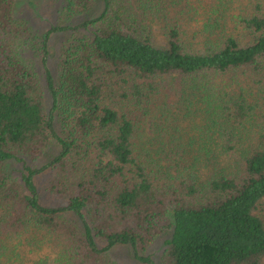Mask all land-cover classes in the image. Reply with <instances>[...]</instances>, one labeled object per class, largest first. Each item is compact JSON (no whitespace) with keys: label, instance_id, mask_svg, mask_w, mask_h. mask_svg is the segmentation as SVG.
I'll return each mask as SVG.
<instances>
[{"label":"trees","instance_id":"1","mask_svg":"<svg viewBox=\"0 0 264 264\" xmlns=\"http://www.w3.org/2000/svg\"><path fill=\"white\" fill-rule=\"evenodd\" d=\"M15 5L0 0V264H119L120 247L264 264V0H63L42 36ZM44 173L64 204L43 203Z\"/></svg>","mask_w":264,"mask_h":264},{"label":"rangeland","instance_id":"2","mask_svg":"<svg viewBox=\"0 0 264 264\" xmlns=\"http://www.w3.org/2000/svg\"><path fill=\"white\" fill-rule=\"evenodd\" d=\"M15 3V13L17 17L28 21L33 32H35L38 36H42L51 28V26L58 25L60 22V9L62 8L63 0H15ZM58 50V44L55 42V37H53V39L50 41L51 56L49 61V67L51 68L53 73H56V67L58 63ZM26 55L28 57H31V54L28 52ZM34 57L37 60L39 59L36 54ZM35 62L37 64L36 71L40 75L43 86L45 87L46 83L44 80L45 75L43 68L38 65L36 60ZM45 91L49 106L50 97L46 88ZM42 159L39 161V164L45 162V160ZM13 167L16 170L20 168L18 165H15ZM37 182L43 194V203L45 205L55 207L59 204L65 203V201H60L57 195L49 193L48 186L50 180L47 173H44V175L38 177ZM164 239H166V237L159 238L149 246L148 253L156 260V262L160 261L161 253L165 248L163 246ZM111 256L119 264H140L131 258L130 251L127 247H120L114 250Z\"/></svg>","mask_w":264,"mask_h":264}]
</instances>
